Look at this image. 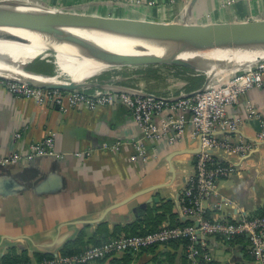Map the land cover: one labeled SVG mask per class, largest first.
Wrapping results in <instances>:
<instances>
[{"label":"crops","instance_id":"0c3cea01","mask_svg":"<svg viewBox=\"0 0 264 264\" xmlns=\"http://www.w3.org/2000/svg\"><path fill=\"white\" fill-rule=\"evenodd\" d=\"M30 1L41 6L38 8L160 23L213 24L264 19V0ZM232 74L223 73L215 79L226 80ZM105 75L98 80L112 77ZM119 77L121 83L127 81L124 76ZM168 82L171 86L165 91H180L185 85L176 79ZM145 86L142 81L138 83L140 89ZM249 104L264 116V89L247 92L228 109V116L245 122L234 134L221 133L218 137L251 143L257 138L259 122L246 119ZM17 134L22 135L19 140L15 139ZM48 134L54 135L58 157L38 158L29 164L0 165V260L10 255L34 262L41 256L59 255L80 237L85 241L95 235L102 238L97 230L103 224L113 234L115 227L140 223L151 209L164 204H170L169 212L176 217L167 216L161 228L186 220L181 213L182 192L194 172L197 155L192 153L200 147L199 137H193L190 131L176 145L147 142L148 155L138 161L132 158L133 146L142 135L131 112L123 106L61 112L55 105L41 106L13 96L0 86V159L17 147L25 150ZM116 144H119L116 151L104 148ZM215 158L236 165L237 173L219 182L217 194L205 203V218L237 221L262 217L264 142L255 144L254 150L244 157L218 154ZM120 203L117 209L107 212ZM143 204L147 207H142ZM99 219H102L99 224H93ZM122 236L117 234L109 239ZM59 241L64 245L54 246ZM206 243L217 264H255L245 237L230 245L217 237L207 238ZM92 246L90 242L89 248ZM184 258L182 245H164L139 252L132 264H188Z\"/></svg>","mask_w":264,"mask_h":264},{"label":"built area","instance_id":"2783aa9c","mask_svg":"<svg viewBox=\"0 0 264 264\" xmlns=\"http://www.w3.org/2000/svg\"><path fill=\"white\" fill-rule=\"evenodd\" d=\"M191 1V0H188ZM262 20L255 19L249 21ZM120 79L119 76H114ZM0 86L9 94L33 100L36 104L55 105L61 112L72 110L95 111L99 108L123 106L132 114L135 125L141 132V140L134 143V160H145L148 155L146 143L155 145L180 143L190 131L193 137H201L202 152L196 156L194 172L183 191L182 212L191 218L185 226H164L161 230L141 236H122L100 246H92L72 256H53L38 261L3 262L0 264H91L128 251L140 252L152 246L164 245L170 241H185V257L191 264H217L207 249V238H221L231 244L237 238L245 237L249 252L255 264H264V216L242 218L237 221H209L204 215V206L218 192L219 182L237 173L233 164L219 162L207 151H223L227 155L247 156L254 143L230 137L220 138L219 132H235L244 120L228 116V109L238 103L239 98L254 89H264V60L255 66L239 70L224 81H215L206 90L191 97L185 96H139L127 92L110 90L44 89L29 86L0 77ZM153 94V93H151ZM156 95V96H155ZM247 120H257L260 131L257 138L264 140V116L251 104L247 107ZM17 134L15 139H20ZM119 144L105 149L118 150ZM157 147V146H156ZM156 147L154 150L156 151ZM58 157L55 138L48 134L42 141L31 143L25 150L18 148L4 158L1 165L29 164L41 157ZM80 156V155H79ZM195 222L199 226L196 227Z\"/></svg>","mask_w":264,"mask_h":264},{"label":"water","instance_id":"95a60500","mask_svg":"<svg viewBox=\"0 0 264 264\" xmlns=\"http://www.w3.org/2000/svg\"><path fill=\"white\" fill-rule=\"evenodd\" d=\"M5 1L6 0H0V4L13 7V9H18V6H11L12 4H9V2ZM25 10L26 9H18L17 11H12L7 14H0V43L15 41L17 39L22 38L24 35L30 34L51 33L56 35H67L73 32H99L104 35H110L115 38L120 37L139 40H148L151 39V37H173L178 39L181 47L167 45L166 47L169 51H165L163 49H157L155 51H144L139 48H133L136 52L139 53V55L130 56L129 59L131 61L136 59H143L144 61H147L146 64L139 67L148 68L157 66H178L189 68L197 73H202L205 75L204 83L201 88L193 92L187 93L185 94V96H177L174 99H179L182 97H191L197 93H201L216 81V77L223 73L231 71L224 69V65L219 62L207 61L203 63L201 68L199 66L200 64H195L189 61L179 59L176 56L179 55V53L208 57L217 54L250 55L261 53L259 58H255V60L251 64H247L246 68L242 69L236 67L237 71L253 67L257 63L264 60V19L257 21L213 24H194L188 22L160 23L145 20H129L103 17L93 14H84L66 10H54L38 7L33 10L30 9L29 11ZM0 60L1 62L7 65H17V67H20L21 71L27 75L34 77H42L46 79L54 78V76H47L42 73H37L28 70L29 68H31L34 62L27 64H16L13 60H10L8 58ZM119 65L124 68L131 67L130 61L120 63ZM212 67H215L213 71H211ZM101 76H103V74L90 78L82 83L69 84L40 82L38 80L25 78L23 76H15L13 78H6L4 76L0 77L20 83H25L29 86L37 88L58 89L67 92L74 90L101 89L118 92H127L133 95L146 97L154 96V94L148 93L143 89L123 85L121 84V80L119 81V79L115 78L114 76H112L109 80L100 81L98 80V78ZM139 76L140 75H136L135 77L138 78ZM235 132H219L217 136L221 133L224 135H232ZM199 141V149L192 153L195 156L202 152L201 137H199ZM260 142H264V140L256 138L252 143L257 144ZM207 152L213 157L217 156L218 154H222L224 155V157H230L223 151L209 150ZM190 177L191 175L189 176V178ZM155 201H157V199ZM121 205V203L117 204L111 207L107 212L117 209ZM142 207L146 208L147 204H143ZM181 213L186 220L192 221L191 218L184 216L182 208ZM101 221L102 219H99L93 222V224H99ZM195 225L196 227H198V222H195ZM63 245L64 243L60 241L54 244V246L56 247H60ZM235 253L239 254L237 252ZM53 256H58V254L53 253Z\"/></svg>","mask_w":264,"mask_h":264},{"label":"bare ground","instance_id":"6f19581e","mask_svg":"<svg viewBox=\"0 0 264 264\" xmlns=\"http://www.w3.org/2000/svg\"><path fill=\"white\" fill-rule=\"evenodd\" d=\"M18 6V9H36V5L33 2L27 0H10L5 1ZM17 3L19 5H17ZM41 7V6H38ZM13 7L0 4V14L17 11ZM63 38L66 36L73 35L80 39V42L73 45L56 48L53 50L51 47H38L33 52H15L17 45L24 41L26 37L41 36ZM117 36V35H115ZM133 36V35H130ZM167 45H174L175 47L180 46L179 40L173 37H159L148 40L129 39L112 37L110 35H104L99 32H73L67 35H56L51 33L43 34H30L24 35L22 38L11 42L0 43V59L8 58L13 60L16 64H27L33 63L37 60H48L55 65V76L52 79H46L42 77H34L25 74L21 71L17 65H7L0 60V76L6 78H13L15 76H23L38 80L40 82L48 83H82L90 78L99 76L113 69L121 70L122 66L120 63L129 62L130 68H136L147 63L143 59L129 60L130 56L139 55L133 48H139L144 51H155L167 50ZM162 47V48H159ZM170 47V46H169ZM183 48V47H182ZM133 49V50H132ZM169 51V50H167ZM113 55V56H112ZM259 54H240V55H228V54H217L208 56H198L193 54L179 53L176 55L179 59L189 61L191 63L200 64L201 67L204 62H219L224 65V69L231 70L229 72H236V67L242 65V68H246L247 64H251L255 58H259ZM54 57V60L52 59ZM129 57V58H127ZM51 59V60H50ZM235 66V67H233ZM216 67V66H215ZM215 67L211 68V71ZM202 68V67H201ZM241 68V67H238ZM210 71V72H211ZM214 74V73H212ZM220 78V77H219Z\"/></svg>","mask_w":264,"mask_h":264},{"label":"trees","instance_id":"16d2710c","mask_svg":"<svg viewBox=\"0 0 264 264\" xmlns=\"http://www.w3.org/2000/svg\"><path fill=\"white\" fill-rule=\"evenodd\" d=\"M28 70L37 72V73H44L42 71H37L34 68H29ZM108 76H119L122 75L125 78H127V81H123V85H127L133 88H139L138 83L140 81L144 82L146 84L144 90L148 93H153L158 96H168L170 93H174L175 95H179L182 91H185L187 93L193 92L195 90H198L201 88V86L204 83V77L203 76H197L195 71L185 68V67H178V66H157V67H148L144 69H140L137 71H126V72H112L108 73ZM136 75H140L136 79ZM106 76V75H103ZM135 77V78H134ZM179 80L183 83H185L184 88L182 90L176 91L170 90L165 91L169 86L170 83L168 80ZM140 89V88H139ZM164 89V90H163ZM163 90V91H160ZM170 204H164L162 207H156L149 211L147 217L145 220L141 221L140 223H135L126 227H115L114 233H109L107 225H101L97 233L102 235V238H98L97 235H95L90 241H85L84 237H80L76 242L70 243L67 245L59 255L61 256H72L76 254H80L87 250L89 248L90 242L93 243V246H100L104 244L105 242L109 241L111 237H116L117 234H123L124 236H141V235H147L150 233L157 232L161 230V224H163V221L166 219V217L175 218L176 216L169 212ZM170 215V216H169ZM264 216V215H262ZM191 224V221H179V223L174 224L171 223L169 226H185ZM161 228V229H160ZM82 236V235H81ZM182 245L184 247L185 251V245L187 242L185 241H170L165 246H177ZM164 245H158V246H164ZM230 245V244H228ZM157 247L152 246L151 249ZM150 248L144 249L142 251H146ZM141 252V251H140ZM139 252H132L128 251L123 254V256L118 257L117 255L110 256L103 260H98L94 263L96 264H104L108 262V264H132L134 261V255H137ZM185 257V254H184ZM45 258H53L52 256H41L39 260L45 259ZM186 260V257L184 258ZM3 262H27L28 259L17 257V256H6L2 259ZM187 261V260H186ZM188 264H191L187 262ZM93 264V263H91Z\"/></svg>","mask_w":264,"mask_h":264},{"label":"rangeland","instance_id":"374dc122","mask_svg":"<svg viewBox=\"0 0 264 264\" xmlns=\"http://www.w3.org/2000/svg\"><path fill=\"white\" fill-rule=\"evenodd\" d=\"M30 1V0H27ZM31 2V1H30ZM19 5V4H17ZM80 42V39H78L77 37L70 35V36H66L63 38H54V37H46L44 35L41 36H31V37H26L24 41L20 42L17 47H16V51L15 52H33L34 50H37L38 47H54V49L56 48H63V47H67L70 45H73L75 43ZM54 60V57L52 58ZM51 60V59H50ZM31 68L36 69L37 71H42L44 73V75L47 76H55V65L51 62H48V60H37L34 62V64L31 66ZM145 67H138V68H122L121 70H116L113 69L111 71H108L105 74L108 73H112V72H126V71H137L140 69H144ZM242 71V70H241ZM172 80V79H170ZM225 80V79H224ZM222 80V81H224ZM171 86V85H170Z\"/></svg>","mask_w":264,"mask_h":264}]
</instances>
